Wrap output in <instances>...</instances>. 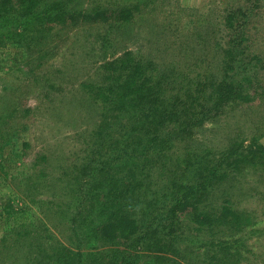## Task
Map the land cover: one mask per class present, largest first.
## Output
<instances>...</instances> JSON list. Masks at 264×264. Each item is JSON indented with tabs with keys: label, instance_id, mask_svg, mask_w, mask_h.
<instances>
[{
	"label": "rangeland",
	"instance_id": "374dc122",
	"mask_svg": "<svg viewBox=\"0 0 264 264\" xmlns=\"http://www.w3.org/2000/svg\"><path fill=\"white\" fill-rule=\"evenodd\" d=\"M61 3L76 16L70 26L54 27L50 35L38 33L29 44V37L18 42L9 33L5 36V29L0 32V264H57L61 247H93L77 211L90 184L88 174L96 171L97 177L99 171L95 163L82 168L85 143L79 131L87 134L98 116L80 84L92 80L106 85V75L114 77L115 68L107 73L103 64L125 53L169 72L174 82L167 86L178 88L166 89L182 96L205 94L196 88L204 79L218 78L225 59L229 62L227 74L242 83L249 101L229 102L215 118L196 125L191 145L177 139L175 148L153 149L150 158L157 163L147 161L145 168L161 166L155 172L177 175L169 172L170 166L185 159L187 149L196 165L212 164L234 147L236 158L245 150L252 154L253 161H225L230 165L225 166L224 179L209 196L215 205L224 201L249 221L243 220L237 232L240 251L204 247L207 252L199 254L205 259L197 264H264V0ZM123 10H128V20L121 18ZM226 52L241 54L231 59ZM149 69L144 77L151 74ZM184 173L178 177L190 175ZM67 174H75V186L65 183ZM166 183L155 184L157 191ZM143 209L141 201V221ZM37 242L39 247L32 248ZM82 264H87L84 259Z\"/></svg>",
	"mask_w": 264,
	"mask_h": 264
},
{
	"label": "trees",
	"instance_id": "16d2710c",
	"mask_svg": "<svg viewBox=\"0 0 264 264\" xmlns=\"http://www.w3.org/2000/svg\"><path fill=\"white\" fill-rule=\"evenodd\" d=\"M61 2L0 0V32L5 29L4 35L9 33L18 42L29 37V44L38 33L50 32V35L54 27L70 26L76 16L72 17V12L64 9ZM120 14L128 20V10ZM226 53L231 59L241 54ZM152 65L125 53L103 64L107 73L115 68L114 77L106 75L109 79L106 85L92 80L80 84L87 88L98 116L87 134L79 131L85 143L80 151L85 152L81 157L82 168L87 170L95 163L99 171L97 177L93 175L96 171L87 172L90 184L84 194L81 192L77 211L84 236L94 245L87 251L61 247L57 264H82L83 259L87 264H197L201 258L205 259L204 247L240 251L241 236L237 232L243 220L249 221L235 207L230 208L224 201L215 205L209 196L215 184L224 179L225 166L230 165L225 161L232 164L245 157L253 161L256 158L252 154L245 150L247 153L236 158L234 147L229 153H221L212 164L196 165L187 149L186 158L174 160L170 166L173 169L169 172L177 175L169 173L166 177L155 172L159 167L163 169L161 166L147 169L145 164L150 160L157 163L150 158L155 153L153 149L175 148L177 139L191 145L196 125L215 118L229 102L236 105L248 102L249 96L241 82L230 79L227 74L230 64L226 59L218 78L204 79L196 88L198 93H205L200 97L189 93L182 96L180 91L172 94L166 87H178L167 86L174 82L169 80V72L164 74V70ZM147 67L151 74L144 77ZM175 79H178L176 75ZM110 153L112 157H108ZM185 171L190 175L178 177L185 175ZM65 180L72 187L76 185L75 174H67ZM164 180L166 185L157 191L155 184L159 186ZM68 196L71 201L72 196ZM141 201L143 221L137 216ZM233 229L236 233L228 235ZM217 232L222 233L216 235ZM107 244L109 249H103ZM31 247L38 248L39 242ZM200 250L205 251L203 256ZM186 254L199 257L188 260L183 257ZM206 264L212 263L207 260Z\"/></svg>",
	"mask_w": 264,
	"mask_h": 264
}]
</instances>
